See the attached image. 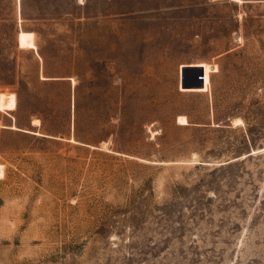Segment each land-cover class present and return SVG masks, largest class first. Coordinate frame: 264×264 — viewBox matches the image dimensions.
I'll return each instance as SVG.
<instances>
[{
    "label": "rangeland",
    "instance_id": "1",
    "mask_svg": "<svg viewBox=\"0 0 264 264\" xmlns=\"http://www.w3.org/2000/svg\"><path fill=\"white\" fill-rule=\"evenodd\" d=\"M0 83V264H264V0H0Z\"/></svg>",
    "mask_w": 264,
    "mask_h": 264
},
{
    "label": "water",
    "instance_id": "2",
    "mask_svg": "<svg viewBox=\"0 0 264 264\" xmlns=\"http://www.w3.org/2000/svg\"><path fill=\"white\" fill-rule=\"evenodd\" d=\"M181 86L185 88L200 87L202 82V68L182 66L180 69Z\"/></svg>",
    "mask_w": 264,
    "mask_h": 264
},
{
    "label": "crops",
    "instance_id": "3",
    "mask_svg": "<svg viewBox=\"0 0 264 264\" xmlns=\"http://www.w3.org/2000/svg\"><path fill=\"white\" fill-rule=\"evenodd\" d=\"M195 3V2H194ZM30 32H32V31H30ZM32 34H33V32H32ZM18 46V45H17ZM19 47V46H18ZM20 48H23V47H20ZM43 66H41V68H42ZM39 78H41L42 80H45V81H54V80H58V79H60V77L59 76H57V75H48V74H46V75H43V76H39ZM12 83H0V85H2V86H9V85H11ZM10 90H12V93L14 94V95H17V91L15 90V89H12V88H10ZM11 110V109H10ZM11 125H14V119H13V117L12 116H10V119H8V123L7 124H5V125H3V126H5V127H8V128H11L10 126Z\"/></svg>",
    "mask_w": 264,
    "mask_h": 264
}]
</instances>
